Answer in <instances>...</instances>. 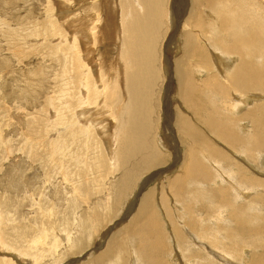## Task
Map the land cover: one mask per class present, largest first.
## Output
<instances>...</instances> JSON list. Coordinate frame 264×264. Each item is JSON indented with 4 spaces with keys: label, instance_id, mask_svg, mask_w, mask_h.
<instances>
[{
    "label": "bare ground",
    "instance_id": "bare-ground-1",
    "mask_svg": "<svg viewBox=\"0 0 264 264\" xmlns=\"http://www.w3.org/2000/svg\"><path fill=\"white\" fill-rule=\"evenodd\" d=\"M58 1L63 10L55 15L57 0L49 1L53 9L45 26L31 27L30 37L60 41L47 53L59 66L55 95L48 93L43 109L55 116L53 129L48 132L49 125L44 126L46 114L26 139L59 132L46 151L33 156L47 182L60 177L55 191L63 193L68 205L45 204L35 220H18V226H9L11 212L0 210V248L15 252L2 253L0 264H21L19 257L28 264H58L84 253L87 259L78 264H221L223 257L235 264H264V252L258 253L264 249V220L258 212H248L249 206H264V175L252 170V163L264 169V100L249 102L251 92L264 93V0H180L170 8L167 0H100V20L69 15L72 0ZM169 17L177 27L167 41L176 56L165 58L173 81L167 78L158 97L156 48L164 26L171 30ZM101 24L104 68L95 55L100 40L93 34ZM10 32L6 28L12 37ZM18 41L21 46L19 36ZM163 93L167 118L162 130L157 101L161 108ZM26 145L28 154L35 151L34 145ZM72 145L82 152L103 145L106 150L93 157L95 164L77 171L71 167L82 158L70 157ZM92 166L106 175L112 168L114 174L120 170L109 205L90 206L96 192L84 180L95 170ZM145 174L152 186L139 192L133 215L117 228L128 203L126 192ZM27 193L30 201L39 200L36 193ZM253 194L247 204L238 203ZM10 197L1 202L5 208L13 204ZM178 207L183 208L182 227ZM111 223L114 231L107 244L90 253L94 235ZM182 229L193 238H186Z\"/></svg>",
    "mask_w": 264,
    "mask_h": 264
},
{
    "label": "rangeland",
    "instance_id": "rangeland-1",
    "mask_svg": "<svg viewBox=\"0 0 264 264\" xmlns=\"http://www.w3.org/2000/svg\"><path fill=\"white\" fill-rule=\"evenodd\" d=\"M49 1L52 3L55 0L54 1L53 0H0V210H2L4 215H7L9 214L8 212H11V214L9 215L13 216V220H11L12 217H8L10 219L8 223L9 226H18V223L20 221L23 222L26 221L25 223H27V221L28 223L32 222L38 216L37 214L39 213V209L41 210V208L39 207L41 206L45 207V204L51 205V203H53L55 206L60 205L61 208H66L68 205V200L62 198L65 197L63 193H57L55 191L56 189H58L59 186H61V183H59L60 177L53 178L51 182H47V178L43 174V168H41L39 165L40 160H38L33 156L36 153L41 154L44 151H46L49 147L48 143L50 142V140H55L59 136L58 134L59 132L47 135V133L53 129V120L55 116L51 114V111H49V113L47 114L46 110L43 111V109H47V107L44 104H45V98L48 95V93L49 95L50 94L55 95L53 89L56 85V82L54 80L55 77L54 73H55V69L59 70V66H56L52 60L53 57L47 55V53L49 52L50 47L52 45L54 44L56 45L60 41L53 39L47 42L48 40H45L42 37H38L39 38L38 40L30 38L34 36V34H31V29H32L31 27L37 25L42 29V27L45 26L46 18H47L46 14L53 9V6L49 5L50 3ZM79 1L80 0H72L69 3V6H71L69 9V15L78 14L81 15V18L84 17L86 19H88V17L95 16V18L99 20L101 19L102 6L100 5V0H81V3ZM177 1L179 2L180 0H167L168 8H170V6L176 5L178 3ZM58 5H59V1L57 0V4L54 6V9L55 7H57L55 15H57L58 10L59 12L63 10L61 8V5H59L60 8H58L59 7ZM105 10L106 9L104 8V11ZM87 12H89V14ZM90 12L92 15L90 14ZM94 13H98L99 15L96 16ZM169 20L170 22L171 21L173 22V20L170 17ZM170 22H169V26H170L169 28H171L170 32H168V25L164 26L166 30L164 35L162 36L163 39L160 45H158L159 48L158 47L156 48L157 54L159 55V59H158L159 61L155 63L157 70L160 72V76H161V79L158 81L156 86L158 90V97L165 90L167 82L169 80L173 81V76L171 75L172 74L171 66H168L165 59L167 58L168 54L172 58L176 56V52L174 48L171 47L169 48L167 43L170 35L173 34V30L177 28V27H173L172 22L171 23ZM89 24L90 23H87V25ZM92 27L93 25H90L89 27H87V29L88 30L92 29ZM6 28L11 29L10 33L12 34L13 39H11L12 37L6 35ZM79 28L81 30V27ZM82 28H83L82 30L85 29L84 26H82ZM12 31H14V34ZM97 32L99 33L97 34L95 32L93 34H95L96 39L97 37L99 38L98 40H100V43H98L99 44L98 52H96L95 55L97 56V60L98 59L102 60L103 62L102 66L104 68V58H103L104 55L102 48L103 45L102 24L100 25L99 30ZM86 33L90 35V31H87ZM17 34L19 36L20 41H22L21 46H19L18 36H16ZM90 36H86V38H89L93 41L94 39H92ZM111 53H113V51L109 49V54H108L109 57H113ZM167 68L170 71L168 74L166 73L165 70ZM82 89L83 87L81 88V90ZM163 95L164 97L162 99L161 108L159 104L160 99L158 98L157 101L158 104L157 121L160 120V117L162 121V122L159 121L157 125H160L162 130L165 127L166 124L165 119L167 118V109L165 110L166 95L165 93H163ZM262 100H264V93L258 91H254L250 93L249 102L251 104L257 103ZM56 103H58L57 100ZM249 108L246 109L249 110ZM45 115H46V123L44 126L49 125L48 132L42 136L34 137L30 141L26 139L27 135L28 136L33 135V132L37 130V128L41 125L40 120L41 118L42 120H44ZM29 121H33L34 126L31 129L29 128L30 126L28 125L30 124ZM90 124L92 126V123ZM99 138H101V136H99ZM82 140H85V137H83ZM27 143L29 144V146L32 147V149H33V145L36 147L35 151L33 153L31 152V154H28L27 152L28 149L26 147ZM102 147L100 146L95 149H90V152H85V151L82 152L75 150V146L72 145L71 148L72 149L74 148V151L73 150L69 151L71 152L70 157L75 156L78 157V159L79 158L82 159H80L81 162L79 163V166H72L71 170L76 169L77 171L78 170L84 171L87 169L90 162L95 164L93 157L95 158L98 157L101 152L105 154L106 147L105 145H103ZM235 159L240 160L239 158H235ZM245 161L247 160L245 159ZM72 164L74 163L72 162ZM118 165L120 166V163H118ZM117 166H115V168ZM96 167L97 166H92L93 169H95ZM252 167H253L252 170L254 172L252 170H250V172L251 173L253 172V175L254 173L255 175L259 174V171L261 175L262 174L264 175V169H262V165H260L259 163H254V164L252 163ZM113 169L114 168L109 170L110 173L112 174L106 175L104 171H101L103 170L102 168H100V170L99 168H97L93 171H90L91 174L88 176L89 178L87 177V179L84 180L85 184L91 182L90 184L91 186L89 189L90 190L93 189L94 192H96V195L91 194L92 198L90 199L89 202L91 207H93L94 204H97L96 202L102 203V201L106 202L107 205H109L112 202L111 200L114 198L112 196H116V190L114 189L117 183L116 180L118 181L120 170L116 171L114 174ZM101 173H103V176ZM148 176L149 174H145V176L144 175L140 176L137 179L135 185H133V187L131 188L132 190L129 189L126 192L127 195L125 194L126 198L124 199V201L126 200L127 202L128 199V203L126 204V207L122 208L119 217L115 222L117 228H119V226L124 225L125 222L129 220L128 216L133 215L136 207V200L138 199L137 197H139L140 194L143 193L144 191H147L148 187L152 186V184H147L146 182ZM142 178L143 180L141 181ZM224 185H229L227 180H225ZM102 187L104 192L102 191L100 193ZM260 191H261L260 193H263L261 189ZM27 192L36 193L39 200L30 201V196ZM25 194L26 196L24 197ZM42 194L48 196L51 200H41V198L43 199ZM239 195L240 197H242L241 192H239ZM10 196H12L13 204L10 206L11 208L10 207L5 208L3 206L4 204L1 202L7 200ZM127 196L130 197L128 198ZM253 196L254 194L244 199L247 201H239L238 203L247 204V202H249L251 198H253ZM27 199H29V201ZM87 205L88 204H85L86 207ZM255 208L256 207H253L252 209V207L249 206L248 212L249 213H252L254 211L255 213L258 212L257 217L259 219L264 220V206L257 209ZM181 212H183L182 207H180V209L179 207L176 208L178 220L180 221V226L182 227L183 221H181L182 219H180ZM78 215L79 214H77V216ZM120 221L122 222L124 221L123 224ZM1 225H2V221L0 220V226ZM113 227H114L113 223L105 225L99 233H96L94 235V238L92 239V245L90 246L91 250L89 249L90 253L94 254L102 251L101 248L103 249V247L107 244L108 237L111 236L110 234H112L114 231ZM182 231L186 238H191V239L193 238L191 237L188 230L182 229ZM205 250H207V253H210L208 249L205 248ZM248 252L250 251H247L246 253ZM259 252H264V249L259 248L258 253ZM2 253L4 255L6 254L5 256H10L11 253L13 255L15 252L2 251L0 248V258L3 256ZM249 255L245 256L246 263L250 261L252 258L251 253H249ZM77 256L79 255H75L76 258L74 256H71L68 260L69 262L66 261L64 263H58V264H67V262L70 263L73 260V258L74 260L75 259L77 260L76 264H78L79 262L85 261V259H87V254L85 253L83 255H80L79 259H77L78 258ZM17 260L18 263L28 264V262H26V259L23 261L21 257H19ZM230 262H232V264H235L233 259H227L223 257V262H221V264L222 263L230 264ZM72 264H75V262Z\"/></svg>",
    "mask_w": 264,
    "mask_h": 264
}]
</instances>
